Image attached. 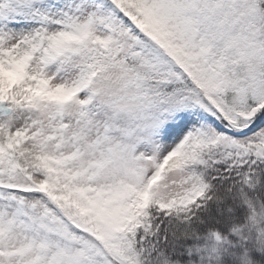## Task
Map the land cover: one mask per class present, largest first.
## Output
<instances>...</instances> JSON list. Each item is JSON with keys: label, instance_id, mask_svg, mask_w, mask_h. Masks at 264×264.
<instances>
[{"label": "snow or ice", "instance_id": "obj_1", "mask_svg": "<svg viewBox=\"0 0 264 264\" xmlns=\"http://www.w3.org/2000/svg\"><path fill=\"white\" fill-rule=\"evenodd\" d=\"M0 264H264V0H0Z\"/></svg>", "mask_w": 264, "mask_h": 264}]
</instances>
